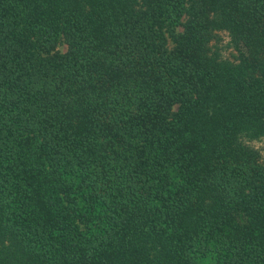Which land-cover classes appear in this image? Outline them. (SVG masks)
Here are the masks:
<instances>
[{
    "label": "trees",
    "instance_id": "obj_1",
    "mask_svg": "<svg viewBox=\"0 0 264 264\" xmlns=\"http://www.w3.org/2000/svg\"><path fill=\"white\" fill-rule=\"evenodd\" d=\"M0 264H264V0H0Z\"/></svg>",
    "mask_w": 264,
    "mask_h": 264
},
{
    "label": "rangeland",
    "instance_id": "obj_2",
    "mask_svg": "<svg viewBox=\"0 0 264 264\" xmlns=\"http://www.w3.org/2000/svg\"><path fill=\"white\" fill-rule=\"evenodd\" d=\"M60 49H61L62 51H65V50H66V48H65V47H60Z\"/></svg>",
    "mask_w": 264,
    "mask_h": 264
}]
</instances>
